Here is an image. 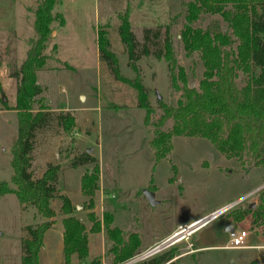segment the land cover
I'll return each instance as SVG.
<instances>
[{
  "label": "rangeland",
  "instance_id": "374dc122",
  "mask_svg": "<svg viewBox=\"0 0 264 264\" xmlns=\"http://www.w3.org/2000/svg\"><path fill=\"white\" fill-rule=\"evenodd\" d=\"M187 1L60 0L56 11L64 14L66 23L56 21L53 25L46 50L48 65L38 72L43 92L36 97L34 108L45 104L56 113L72 111L77 126L65 132L54 123L52 128L39 131L33 170L39 177L49 163L61 164L60 190L76 206L75 215L90 228L85 209L88 198L82 194L81 177L93 164L69 167L75 151L90 148L101 167L95 197L97 215L103 220L106 212L112 213V226L121 228L126 236L138 233L145 240L157 237L152 245L179 226L247 196L192 234L187 243L165 249L153 258L170 252L177 257L173 264H264V226L253 222L250 209L260 202L264 166L228 159L209 140L185 136L172 137L171 154L156 161L151 122L160 114L157 100L176 105L181 94L170 87L166 62L154 56L151 46L150 53L138 62L154 109L146 123V110L138 106L137 91L115 79L100 56L99 29L104 28L122 73L136 76L118 32L119 15L129 10L140 49L145 28L161 26L163 31L169 25L177 63L185 69L188 82L197 87L204 68L197 56L185 55L179 37ZM38 3L39 0H0V178L9 182L13 174L12 144L18 131L14 109L18 80L10 74L25 59L30 40L35 37L34 9ZM146 191L154 193L153 203ZM53 207L57 212L54 234H62L61 202L54 200ZM237 211L241 217L235 216ZM44 220L36 208L24 209L14 194L0 196V264H22L23 228ZM228 225L247 231L249 248L224 247L228 243ZM90 239L91 256L84 262L90 264L104 256L112 263L106 228L90 234ZM188 243L192 246L188 247ZM63 244V236H59L54 243L55 264H65ZM73 264L81 262L76 259Z\"/></svg>",
  "mask_w": 264,
  "mask_h": 264
},
{
  "label": "trees",
  "instance_id": "16d2710c",
  "mask_svg": "<svg viewBox=\"0 0 264 264\" xmlns=\"http://www.w3.org/2000/svg\"><path fill=\"white\" fill-rule=\"evenodd\" d=\"M60 0H39L34 9L35 37L30 40L26 57L11 72L17 78L16 104L18 131L12 144L11 182L0 178V196L14 194L21 206L36 208L45 218L37 224L23 228L21 238L22 264H40L39 254L46 231L55 225L57 212L53 201L61 202L63 215V254L65 264H73L76 257L81 264L90 254V234L106 228L111 241L109 253L112 263L133 257L140 246V235L126 236L118 226L113 227L114 216L97 215L95 197L100 188L101 167L99 159L89 153L74 152L70 168L93 164L81 177V191L86 196L87 223L75 215L76 206L60 190L62 166L49 163L41 176L33 170V152L37 133L52 128L56 123L63 131L71 132L77 125L72 111L56 113L45 104L34 108L36 97L43 92L38 83V72L48 65L46 52L53 25L66 23L62 12L56 11ZM184 23L179 32L183 51L187 57L197 56L203 73L198 86H191L183 66L177 63L169 25L144 29V43L139 41L130 22V12L119 15L118 32L129 63L136 72L134 78L122 73L119 58L112 50L108 32L99 29L100 56L118 81L133 87L138 93V106L146 110V123L154 112L149 101V88L145 86L138 62L151 51L167 64L170 87L180 91L176 105L157 100L159 116L151 122L154 127L151 146L154 158L168 157L173 149L172 137H201L228 159L264 166V0H188ZM225 29H223V25ZM56 48V47H55ZM168 124L167 127L163 128ZM13 184V185H12ZM259 204L253 209V222L264 226V189L259 192ZM241 212L235 213L241 217ZM264 240V228L261 231ZM172 253L162 254L143 264H164ZM102 258L90 264H100ZM172 264V263H171Z\"/></svg>",
  "mask_w": 264,
  "mask_h": 264
},
{
  "label": "built area",
  "instance_id": "2783aa9c",
  "mask_svg": "<svg viewBox=\"0 0 264 264\" xmlns=\"http://www.w3.org/2000/svg\"><path fill=\"white\" fill-rule=\"evenodd\" d=\"M247 197V196H246ZM246 197L237 200L231 204L225 205L214 212L205 215L199 219H196L188 224L179 226L172 233L167 235L163 240L158 243L151 245L146 250L135 254L133 257L116 264H143L148 262L149 259L162 252L165 249H169L180 243H187L188 239L192 234L198 231L201 227L211 221L213 218L218 215L226 212L230 208H232L235 204L239 203L241 200ZM228 243L224 245L225 248L237 249V248H249L250 246L247 244L248 234L244 229H240L238 227L233 226L231 230L227 231ZM188 247L192 246V243L187 244ZM85 264V263H84ZM100 264H112L108 262L105 258L102 259ZM167 264V263H165Z\"/></svg>",
  "mask_w": 264,
  "mask_h": 264
},
{
  "label": "crops",
  "instance_id": "0c3cea01",
  "mask_svg": "<svg viewBox=\"0 0 264 264\" xmlns=\"http://www.w3.org/2000/svg\"><path fill=\"white\" fill-rule=\"evenodd\" d=\"M63 231H64V228H63ZM63 231H62V234L61 232L57 234H54L56 233V231L54 230V227L48 229L44 235V240H43V246L40 250V254H39V261H40V264H55L54 263V258H53V254H54V243L58 242L59 240V236H63ZM157 240V237H153L152 240H145L144 238H142L140 236V246L138 248V252H142L144 250H146L147 248H149L155 241ZM63 247H64V244H63ZM90 251H91V239H90ZM23 254V253H22ZM91 254V253H90ZM89 254V256H91ZM22 257V256H21ZM90 257L87 258V260L89 259ZM104 258V256H103ZM102 258V259H103ZM153 258V257H152ZM151 258V259H152ZM177 257H172L170 260H168L166 263L167 264H173V260H175ZM77 258L75 257L74 258V261L76 260ZM150 259V260H151ZM78 260V259H77ZM86 264V263H85ZM165 264V263H164Z\"/></svg>",
  "mask_w": 264,
  "mask_h": 264
},
{
  "label": "water",
  "instance_id": "95a60500",
  "mask_svg": "<svg viewBox=\"0 0 264 264\" xmlns=\"http://www.w3.org/2000/svg\"><path fill=\"white\" fill-rule=\"evenodd\" d=\"M190 85L192 86L193 83H191ZM157 98L160 99V96H157ZM87 151L90 153V152H91V149L89 148ZM146 193H147V196L149 197V200L153 203V202H154V193H152L151 191H146ZM252 206H253V205H251L250 207H252ZM232 227H233V225H228V226L226 227V230H227V231H228V230H231Z\"/></svg>",
  "mask_w": 264,
  "mask_h": 264
}]
</instances>
